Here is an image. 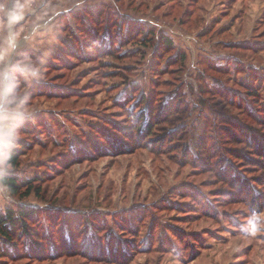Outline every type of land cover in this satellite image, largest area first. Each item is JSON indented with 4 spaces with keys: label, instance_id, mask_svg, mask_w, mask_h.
Returning <instances> with one entry per match:
<instances>
[{
    "label": "rangeland",
    "instance_id": "rangeland-1",
    "mask_svg": "<svg viewBox=\"0 0 264 264\" xmlns=\"http://www.w3.org/2000/svg\"><path fill=\"white\" fill-rule=\"evenodd\" d=\"M70 2L0 264H264V0Z\"/></svg>",
    "mask_w": 264,
    "mask_h": 264
},
{
    "label": "clouds",
    "instance_id": "clouds-1",
    "mask_svg": "<svg viewBox=\"0 0 264 264\" xmlns=\"http://www.w3.org/2000/svg\"><path fill=\"white\" fill-rule=\"evenodd\" d=\"M70 0H0V205L11 202L13 156L29 110L35 83L47 81L48 65L62 46L64 16ZM264 218L252 214L248 235L264 230Z\"/></svg>",
    "mask_w": 264,
    "mask_h": 264
},
{
    "label": "trees",
    "instance_id": "trees-1",
    "mask_svg": "<svg viewBox=\"0 0 264 264\" xmlns=\"http://www.w3.org/2000/svg\"><path fill=\"white\" fill-rule=\"evenodd\" d=\"M169 42L165 41L163 44V47H168L169 46ZM144 113H138L135 116V119H137V122H141L144 120ZM150 127H145L143 129H141V131H143L144 129L147 130L145 132H147V134H149V130ZM23 148L25 146H22ZM13 163L15 165V167H17V158L14 154L13 156ZM26 183V182H25ZM9 185H10V191L15 194V184L13 183V179L10 178L9 181ZM32 189L33 187H31V185L27 188V191L22 195L23 198H27L28 196H30L32 194ZM32 217V213L29 211H25L23 209H21L20 211L14 212V210L12 209H5L4 211H0V240L3 241H13L14 236H13V230L17 227L20 226V230L22 231L23 235H26V233H28L27 230H25V224L24 222L30 221Z\"/></svg>",
    "mask_w": 264,
    "mask_h": 264
}]
</instances>
